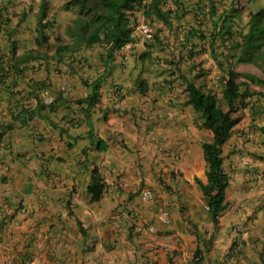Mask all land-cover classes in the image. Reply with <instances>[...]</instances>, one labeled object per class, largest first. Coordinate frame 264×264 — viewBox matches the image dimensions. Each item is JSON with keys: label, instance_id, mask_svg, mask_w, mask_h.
I'll list each match as a JSON object with an SVG mask.
<instances>
[{"label": "crops", "instance_id": "crops-1", "mask_svg": "<svg viewBox=\"0 0 264 264\" xmlns=\"http://www.w3.org/2000/svg\"><path fill=\"white\" fill-rule=\"evenodd\" d=\"M106 97L110 105L100 113L96 108L90 120L73 113L79 109L73 104L52 119L44 115L24 124L22 118L13 121L10 107L0 111L14 124L0 144V264H192L199 239L211 234L214 243L204 264H264V133L257 128L249 133L245 124L236 129L237 147L243 155L250 152L251 161L231 159L240 169L236 177L231 174L227 197L234 183L238 198L228 201L214 233L194 185L206 172L205 131L194 123L181 126L184 108L170 101L168 118L157 122L164 127L150 125L147 135L142 109H128L130 98L121 103ZM155 105L160 111L154 114H161L165 106ZM56 119L60 124L52 126ZM91 134L106 150H95ZM175 142L184 145L180 161L163 147ZM95 168L107 185L98 202L87 192ZM150 189L170 193L151 205L142 199ZM177 190L186 191L181 203ZM195 191L200 200L189 201ZM165 208L170 225L159 223ZM138 223L155 224L156 241L138 234Z\"/></svg>", "mask_w": 264, "mask_h": 264}, {"label": "trees", "instance_id": "trees-1", "mask_svg": "<svg viewBox=\"0 0 264 264\" xmlns=\"http://www.w3.org/2000/svg\"><path fill=\"white\" fill-rule=\"evenodd\" d=\"M197 2L198 0H70V6L78 8L81 13L89 12L94 17L89 24L78 21V31L70 34L72 43L67 46L61 44V38H56L59 44L53 60L41 51L25 52L17 57V43L12 40V33L6 26L8 19L5 16L9 14L6 10L0 11L3 18L0 25V106L3 109L10 107L9 113L13 121L21 118L25 121L29 119L28 114L35 115V111H31L30 101L36 102L35 110H45L49 114L58 113L63 107L70 108L73 104L79 108L73 113L80 116L83 114L84 119L90 120L94 109L101 104L102 87L111 75V64L116 52L128 44L136 43V38L132 36V23L136 21L130 18L133 11L141 12L151 25L163 24L172 32L171 35L175 33L176 41L172 45L171 42L166 43L165 46L172 47V51L162 60V67L154 65L151 70L154 76L164 79V85L170 89L168 91L175 87L174 80H168L178 72L181 77L185 76L183 82L187 92L186 105L202 114L201 129L212 134L210 141L202 143L207 183L197 177L195 184L202 193L207 207L205 213L216 233L220 218L229 207L226 200L231 176L225 168L224 147L231 143L235 128L242 120L243 116L239 113L250 110L255 116L256 106L264 104V79L235 69L236 64L254 65L264 71V7L249 14V26L242 33L235 28V20L231 24L225 19L227 15L230 17L238 12L239 9L236 11L234 6L235 0ZM42 12L40 20L45 17L46 10ZM188 17L192 20L186 22ZM52 25V21H47L44 25L40 22L34 44L44 47L48 43L50 37L46 31ZM157 32L160 34L159 30ZM156 40L160 43L157 36ZM95 45L106 48L105 52L100 53V62L104 58V70L98 65L94 69V77H89L83 69V65L91 67L89 61L83 60L88 57L78 58L76 55H80L82 51L88 52L86 50L92 47L93 51ZM224 48L227 53H223ZM205 54L213 57L224 73L220 76L223 102H220L215 92L204 90L183 73L182 66L185 63ZM68 75L77 77L76 86L69 81L64 82L68 79L63 78ZM56 78L64 85L57 86L53 82ZM139 85L142 94L150 89L146 78L141 79ZM63 86L67 89H62ZM75 88L82 94L73 95L71 89ZM85 90L88 91L86 95ZM44 96H51L53 102L44 104ZM259 109L262 111L258 113H264V105ZM13 126L14 124L0 121V144ZM102 144L103 141L98 139L95 146L100 151L106 150L107 147ZM106 187L103 177L95 168L87 189L91 201H100ZM201 237L203 235H198V239ZM199 243L201 246L194 251L192 264L205 263L206 252L210 251L214 243V235L211 234L208 240L199 239Z\"/></svg>", "mask_w": 264, "mask_h": 264}, {"label": "clouds", "instance_id": "clouds-1", "mask_svg": "<svg viewBox=\"0 0 264 264\" xmlns=\"http://www.w3.org/2000/svg\"><path fill=\"white\" fill-rule=\"evenodd\" d=\"M32 1L36 2V0H32ZM51 1L52 0H40V2L38 4L39 8L37 7V9H35L34 4H29V7L19 9L20 7L18 8L12 4V0L9 1L8 6H5V5L0 6V11L6 10L7 13L9 14V15L5 16V18L8 19V23L6 24V26L8 27L9 31L12 33V40H14L17 43V46H18V52L16 54L17 57H20V55H23V54H19V49L21 47L22 48L29 47L30 45L28 44V42H31L36 47V49H31V48L26 49L24 51V53L25 52H31V51H41L42 48H46L48 50L49 46L54 45L53 55H49L48 53L46 54V53L42 52L43 55L50 57L52 60L54 59L56 47L59 44V42L56 41V38L59 37L62 40V35H63L56 30V19H55V17L59 11H61L63 9L64 10H67V9L73 10L72 17L76 18L78 21H83L86 24H89L91 19L94 17L89 12L81 13L78 8H75L74 6H70L69 5L70 0H68L69 4L66 3V5H64V7H62L60 10H53L52 9V12H50L51 9H50L49 4L51 3ZM202 1H204V0H202ZM258 1H260V0H257V2ZM195 2H196V0H195ZM197 3H199V0ZM257 4H258V7H257V10H258V8L260 7L261 4L260 3H257ZM170 5H173V3H171ZM44 10H46L45 17L42 20H40V18H41L40 15L43 13L42 11H44ZM76 12H77V15H76ZM30 13L34 14L35 18H31ZM139 13L142 15L141 12L133 11V13L130 17L133 21H136V23H134V24L132 23L133 28H134V32H132V36H134L136 38V43L135 44H128L125 47H123L121 50L116 52L114 61L111 64V67H112L111 75H109L108 80L104 83V85L102 87L101 104L98 105L96 108L99 110V113L103 112L106 109V108H103V106H104L103 100L105 99V97L107 95H109L113 99L118 98V100L121 103L124 102L125 100H127L128 98H130V101H128V103H127V108L132 109L134 107H138V108L142 109L139 112L141 114L145 112L143 109V105L145 103V100H148V101L150 100V103H152L151 104L152 107H153V104L155 105L156 103H159L161 105L162 102H164L165 104H167V112L171 111L168 108H170L169 102L172 101V103L178 104L184 108L182 110V112L180 113V115L182 116V121H181L180 125L183 127L184 126L187 127L186 120H183V116L185 115V111L187 110L186 108H188L190 110V112L191 111L194 112V110L192 109V107L186 105L187 92L185 91V84L183 82L185 80L184 79L185 76L181 77L180 76L181 73L178 72V74L175 77H172L170 80H168V81L174 80V83H175L174 90L168 91L170 89L164 85V79L157 78V75L154 76L153 70H151V68L154 65H160V67H162L161 66V65H163L162 60H164V58H166V56H167V55H165V53L162 52L163 49H164V51L166 49V52H169L168 55H170V51H172V47L165 46V45L167 42H171V45H172L173 41H176L175 33L173 35H171L172 32H170L166 28V26H164L163 24L151 25L150 22L146 21L143 16L142 17L144 18L143 19L144 22L142 21V23H140ZM190 20H192V18L188 17L186 22H188ZM47 21L53 22L52 28H49L46 31V34L48 35V37H50V39L44 47H38L37 44H34V39L38 35L37 30H40V22H41V24L44 25ZM2 22H3V18L0 16V25L2 24ZM248 22H249V19L247 21V27L249 26ZM183 24H186V23L184 22ZM157 30L160 31V34H158ZM237 30H238V28H237ZM77 31L78 30H76V26L73 25L72 28L70 29V31L63 36H69L70 37L71 33H76ZM156 36L159 38L160 43H158V40H156ZM141 37H143L144 41L146 42L145 44H143V46H142V44H140V38ZM71 40H72V38H71ZM54 42L56 43V45ZM61 44L63 46L68 45V44L63 43V41ZM230 44H231V41L228 42V45H230ZM92 48L86 50L88 52L82 51L80 55H76L78 58L88 57L87 59H83V60L89 61L91 63V67L83 65V69H84L85 73L87 74V76H89V77H94V75H95L94 69L98 65H100V68L102 70H104V66H103V62H102V60H104V58L100 62V53L106 51V48H104L100 45H95L93 51H92ZM227 52H225V53H227ZM205 55H208V54H205ZM201 56H203V55H201ZM83 60H82V62H84ZM234 60H232V62H234ZM185 65H186V63H185ZM185 65L182 66L183 73L189 79L194 80V76L192 75V72L194 71L195 68L193 69V66H191V67H189V70H185L184 69ZM235 67H236V65H235ZM73 75L72 76L68 75V77H65L63 79H68L69 83L71 80V82L74 83L76 86L77 77H73ZM129 78H130V81H129ZM144 78L148 79L149 84H150V89L148 92L142 94L141 93V87L139 85V81L141 79H144ZM53 82L57 86L64 85V84H62V81L60 79H57V78L55 80H53ZM124 84L127 85V88L124 87ZM167 84H168V82H167ZM171 84L173 85V82ZM62 89L65 90L67 88L65 86H63ZM71 91H72L73 95L82 94L81 91L79 89H76V88L71 89ZM87 92L88 91L85 90V95ZM153 98H154V100H153ZM138 100H139V102H138ZM44 101H45L44 104L49 105L53 102V99H51V96L50 97L44 96ZM30 102H31V104L34 105V107L36 106L35 101H30ZM260 104H262V103H260ZM34 107L31 108V111L34 110L35 112H33V114H35V115L32 116V115L28 114L29 119L25 120L26 122L35 120L36 118H39V117L44 116V115H47L50 119H52V116L60 113V112H58V113L49 114L45 110H42V111L35 110L36 107L35 108ZM112 107H113V105H112ZM155 107H156L155 110H158L160 108V106H156V105H155ZM3 110H5V109H3L0 106V111H3ZM132 110H134V109H132ZM110 111H113V108L110 109ZM245 111H247V110H244V112ZM108 112L109 111H107L105 114H103L104 116L102 115L104 120H108V117H107ZM114 112H117V111H114ZM167 112L163 113V111H162L161 114H155L156 119L159 118V120H161V118H163L167 114ZM248 112H249V117H250V123H252L254 125L253 129L258 128L261 117H262V121L264 122V113L256 112V114L254 116L251 114L250 110H248ZM93 113H94V111H93ZM70 114L71 113L68 112L66 115H70ZM78 116H80V115H78ZM81 116L83 117V114ZM66 117L67 116H65L64 118H66ZM243 119H244V117H242V120ZM159 120H156V122H158ZM242 120H241V122H242ZM0 121L4 122L5 124H12L13 125V122H6L1 117H0ZM22 121H24V120H22ZM25 121H24V123H25ZM56 121H57V123L52 120V126L60 124L59 119H56ZM190 121L196 125L197 129H201V124H200L202 122L201 118H199L198 122L194 121V120H190ZM239 125L235 128V134H236V129L239 127ZM262 128H264V125ZM182 131H184V130H182ZM202 131H205L203 136H202V139L206 133H209V135H207L209 137L208 138L209 140L203 139L202 143L210 141L211 136H212L211 132L206 131L204 129H202ZM10 132H11V130L8 132V134ZM235 134H234V136H235ZM91 138L93 139L92 142H94V144L96 145V141L98 139H96V137H93V136H91ZM228 145H226V146H228ZM201 148H202V146H201ZM96 149L97 148L95 146V150ZM176 154H178V153H176ZM203 155H204V153H203ZM173 158H174V160L180 161L178 158V155H176V156L173 155ZM226 170L229 172V170L227 168H226ZM229 173H231V172H229ZM230 176H231V174H230ZM195 178H197V177H195ZM195 178H194V182H195ZM198 178H200V177H198ZM205 178H206V182L204 181V183L206 184L207 183L206 172H205ZM159 179H161L163 181V184ZM157 181L162 186L169 188V190L172 188L170 185H166L165 180H163L162 178H158ZM154 192H156V191H153L151 189L146 190L143 194L142 199L148 203L151 200H157L156 195H155V199H153L154 198ZM164 193H165V195H167V193H170V191H168L167 193L166 192H164ZM226 201L228 202V199ZM204 208H206L205 204H204ZM163 218H166V220L168 222H165L163 220ZM158 219H159V223H162L163 225H170L171 224V216H170L168 209H163L161 211ZM140 226L153 227L154 232L146 233V234L139 233L137 228ZM134 228L138 234L150 235V236L154 237L155 241H156L158 231H157L155 224H153V223H138L135 225Z\"/></svg>", "mask_w": 264, "mask_h": 264}, {"label": "rangeland", "instance_id": "rangeland-1", "mask_svg": "<svg viewBox=\"0 0 264 264\" xmlns=\"http://www.w3.org/2000/svg\"><path fill=\"white\" fill-rule=\"evenodd\" d=\"M9 1L10 0H0V6H4V5L8 6ZM39 2H40V0H36V2H33L32 0H25V1L24 0H12V4L18 8L20 7L19 9L27 8V7H29V4H34L35 9H37ZM66 3H68V0H52L51 3L49 4L50 9H51L50 12H52V9L53 10H60L62 7H64V5H66ZM260 4L261 5L259 7V10L264 7V0H260ZM234 6H235L236 11L239 9L238 12H235L234 15H231L230 17H229V15H227L225 17V19H227V22L231 23V24L235 20V28L237 27L238 30L239 31L241 30L243 33L247 29V21L249 19V14L251 12H257L258 11L257 10V7H258L257 0H235ZM72 13H73V10H64L63 9L56 14V17H55V19H56V30L59 33H61L63 35L67 34L73 25H75L76 30H78V25H79L78 20L76 18L72 17ZM76 15H77V12H76ZM238 15H239V17H238ZM139 16H140L139 17L140 23H142V21L144 22V20H143L144 18L142 17V15L140 13H139ZM30 17L35 18L34 14H32V13H30ZM63 35H62L63 43H65V44L72 43V40L69 36H63ZM145 43L146 42L144 41L143 37H141L140 38V44H142V46H143V44H145ZM28 44L30 45L29 47H25V48L21 47L19 49V54H23L26 49H30V48L36 49V47L31 42H28ZM55 45H56V43H55ZM53 50H54V45L49 46L48 50L46 48H42L41 52H44L46 54L48 53L49 55H53V53H54ZM162 52L165 53V55L169 54V52H166V49H165V51L163 49ZM223 52L224 53L227 52V49L224 48ZM191 66L195 67L194 71L192 72V75L194 76V80H195L196 84L198 86H201L205 90L214 91L219 96L220 102H223L222 94H221L222 86H221V80L219 77L221 75H223L224 73L218 68L217 63L214 60V58L211 57L210 55L199 56L197 59L186 63V65L184 66V69L189 70V67H191ZM236 71L252 73V74L258 75L259 77L264 79V71L253 66V65H237L236 64ZM129 81H130V78H129ZM64 82L67 83L68 80L64 81ZM70 84H72L71 80H70ZM124 87L127 88V85L124 84ZM138 102H139V100H138ZM103 105L106 107L110 105V100L108 97H105V99L103 100ZM162 105L165 106L162 109L163 113H166L167 112V104L162 102ZM263 105L264 104H259L258 106H256V108H257L256 112L262 111L259 108H261ZM143 109L145 111L144 113L141 114V122H143L142 119L144 120V122H143L144 123L143 133H146L147 135H149L150 125H152L153 127H156V128L159 126L164 127L163 124H160V123L158 124L157 122L154 121L156 119L155 118L156 115L154 113L156 111L158 112L160 110H155V107H152V105L150 104V100L149 101L145 100V103L143 105ZM240 114L244 117V119L240 123L239 127H242L243 124L247 125L248 126L247 129L249 130V133H250L253 130L254 125L252 123H250V117H249L248 110L245 112L242 111L239 113V115ZM166 117L168 118V114H166ZM200 117H202L201 113H196L195 111L194 112L191 111L190 113H188L185 111V115L183 116V120H186L187 123H193L190 120H194V121L198 122ZM156 120H159V118ZM263 125H264V122L262 121V117H261L259 127L256 129V131H262V133H264V130H263L264 128H262ZM239 127H238V129H239ZM157 130L158 129H156V131ZM238 132H239V130H236V134ZM160 135L162 136L161 133H160ZM208 138L209 137L206 134L203 137L204 140H209ZM236 139H237V135H236V137L234 136L232 138L231 143L228 146H226V148L224 150V156L226 159L225 160V167L229 170V172H231L230 174H234L235 177L238 175L240 168L237 169V167L240 166V163L237 162V164H235L231 159H234L235 157H237L239 159V161H241L242 163L251 161V156H250L251 153L250 152L245 154V155L240 153L241 150L238 149V147H237ZM247 143L249 144V141H247ZM152 145L154 146V144H152ZM163 147L165 150L167 148H171L170 152L174 153V154H172V156L178 155L179 160H182L184 158V156L186 155L183 152L184 145H181L178 142H175L172 144L164 143ZM229 147H232L233 150L231 149L230 153H227V150L229 149ZM231 151H232V153H231ZM164 153H166V152L164 151ZM176 153H178V154H176ZM200 178H202L203 181L206 182L205 175H201ZM194 185L196 186V188L198 190V187L195 184V182H194ZM234 187H235V185L233 183L232 187L230 189V192H229V196L227 197L229 202L238 198V197H236L237 193L235 192ZM196 191L194 193H191L187 197L189 201H193L195 199V196L197 197L198 200H200V194H199V192H196ZM184 192H186V191H183V190H177L176 192L173 191V193L176 195V199L178 200L179 203H181ZM155 195H156V199L162 200V198L164 199L165 193L162 192L161 190L156 191V192H154V198L153 199H155ZM154 202H155V200L149 201V203L151 205ZM206 208H204V211H206L205 210Z\"/></svg>", "mask_w": 264, "mask_h": 264}, {"label": "built area", "instance_id": "built-area-1", "mask_svg": "<svg viewBox=\"0 0 264 264\" xmlns=\"http://www.w3.org/2000/svg\"><path fill=\"white\" fill-rule=\"evenodd\" d=\"M163 220H164L165 222H168V221L166 220V218H163ZM137 230H138L139 233H142V234H146V233H152V232H154V228H153V227H144V226H140V227L137 228Z\"/></svg>", "mask_w": 264, "mask_h": 264}]
</instances>
